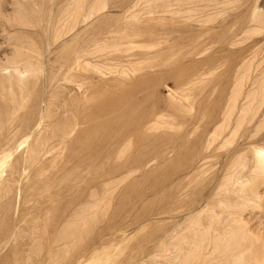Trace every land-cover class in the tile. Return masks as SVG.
<instances>
[{
  "label": "rangeland",
  "instance_id": "1",
  "mask_svg": "<svg viewBox=\"0 0 264 264\" xmlns=\"http://www.w3.org/2000/svg\"><path fill=\"white\" fill-rule=\"evenodd\" d=\"M7 1L0 264H264V0Z\"/></svg>",
  "mask_w": 264,
  "mask_h": 264
},
{
  "label": "bare ground",
  "instance_id": "2",
  "mask_svg": "<svg viewBox=\"0 0 264 264\" xmlns=\"http://www.w3.org/2000/svg\"><path fill=\"white\" fill-rule=\"evenodd\" d=\"M142 1V0H141ZM218 1V0H217ZM240 1H242V0H240ZM7 0H0V25L2 24V22H1V19H2V17H5V18H8L9 19V17H8V15H7V13H6V11H7V9L5 8V6L6 5H4L5 3L7 4ZM147 2V1H146ZM156 3L150 8V11H148V12H150V13H156V14H158V13H170V14H172V15H175L176 13H178V12H184V13H189L190 11H193V10H198L197 8L196 9H194V7H192V6H195V5H198V2H200V0H156L155 1ZM173 2H175V4H176V6L173 8V6L175 5H173L172 3ZM20 3V2H19ZM147 3H149V2H147ZM154 3V2H153ZM152 3V4H153ZM217 3V2H216ZM244 3V2H243ZM143 4H145V3H143ZM201 4V5H200ZM199 5L200 6H202V3H200ZM210 4V3H209ZM238 4V3H237ZM242 5V4H241ZM172 6V8H170L169 10H167L169 7H171ZM230 6V5H229ZM228 6V7H229ZM149 7V6H148ZM196 7V6H195ZM198 7V6H197ZM220 7V6H219ZM236 7V6H235ZM239 7H242V6H239ZM244 7V6H243ZM264 7V6H263ZM144 9H145V7H144ZM202 9V8H201ZM207 9V8H206ZM209 9V8H208ZM232 10L234 9V8H231ZM239 9V8H238ZM241 9V8H240ZM239 9V10H240ZM256 9V8H255ZM147 10V9H146ZM226 10V9H225ZM78 11V10H77ZM167 11V12H166ZM207 11V10H206ZM204 12V11H203ZM253 12V14H252V16H251V18H250V22H253V23H258L260 20H261V18H262V21H264V17H261L260 15H258L257 13H255V11L253 10L252 11ZM41 13H43V12H41ZM206 13V12H205ZM239 13V12H238ZM66 14H68V16H73V17H76L77 16V13L74 11V13H73V15L72 14H69V13H66ZM186 14H184V15H186ZM230 14V13H229ZM203 15V14H202ZM244 15V14H243ZM58 16V15H57ZM182 16V15H181ZM230 16V15H229ZM177 17H179V16H177ZM187 17V16H186ZM237 17H238V15H237ZM11 18V17H10ZM39 18V17H38ZM40 19H41V17H40ZM242 19V18H241ZM240 19V20H241ZM4 20V19H3ZM225 20V19H224ZM239 19H238V21H240ZM248 20V19H247ZM234 21V20H233ZM249 21V20H248ZM29 22V21H28ZM41 22H42V19H41ZM40 22V23H41ZM221 22V21H220ZM244 22V21H243ZM6 23V22H5ZM21 24H24V22H20ZM38 23V22H37ZM199 23H201V22H199ZM215 23V22H214ZM236 23V22H235ZM247 23V22H246ZM264 23V22H263ZM32 24V23H31ZM42 24V23H41ZM40 24V25H41ZM6 25V24H5ZM26 25H28V24H26ZM240 25V24H239ZM246 25V24H245ZM21 26V25H20ZM32 26V25H31ZM37 26H38V24H37ZM44 26V25H43ZM42 28V27H41ZM243 28V27H242ZM241 28V29H242ZM239 29V28H238ZM262 29V28H261ZM240 33H241V31H240ZM259 33V32H258ZM263 34V33H262ZM240 35V34H239ZM20 36V35H19ZM222 37H223V35H222ZM235 37V36H234ZM262 37H263V35H262ZM260 39V38H259ZM19 40H20V37H19ZM23 40V39H22ZM263 40V39H262ZM257 41V40H256ZM264 41V40H263ZM16 42H18V41H16ZM258 42H259V40H258ZM257 42V43H258ZM256 43V42H255ZM264 43V42H263ZM262 43V44H263ZM18 44V43H17ZM260 45V44H259ZM38 46V45H37ZM36 47V46H35ZM254 47V46H253ZM260 47H262V45L260 46ZM264 47V46H263ZM36 49H39L38 47L36 48ZM255 49V48H254ZM43 53V52H42ZM79 53V52H78ZM40 56H41V53H40V51H37V57H36V62H37V64H39V65H42V61H41V59H40ZM76 57V56H75ZM32 58V57H31ZM15 61V60H14ZM14 61H12V64H14V63H16V62H14ZM17 61V60H16ZM53 76V75H52ZM0 81L2 82V79H0ZM194 82V81H193ZM192 82V83H193ZM191 84V83H190ZM189 85V84H188ZM10 86H12L11 84H10ZM1 88V87H0ZM43 89V88H42ZM27 90V89H26ZM30 90V89H29ZM30 92L28 91V94H29ZM27 94V93H26ZM0 97H3V93L0 91ZM9 97L11 98V101L9 102V103H6V105H5V102L3 103L5 106H6V111H3L2 110V114H0V131L1 130H3L4 129V127H5V125H7L8 123H11V122H13L14 120H18V121H21V130L20 131H22L24 134H28V132H29V130H31V128L32 127H29V124H28V122H30V120H29V118H28V116H26V112L24 113V115L23 114H21V110L27 105V102H28V100L30 99V97L28 96V95H24V94H22V93H20V101L19 100H14V93L13 94H10L9 95ZM6 98V97H5ZM7 99V98H6ZM5 99V100H6ZM32 99V98H31ZM35 103H33L32 104V106H35V108H37V109H40V111H41V108H42V103L43 102H45L44 101V98L42 97V92H40V94L38 95V96H36L35 98ZM8 100H9V98H8ZM14 100V101H13ZM18 101V102H17ZM61 102V101H60ZM43 106H44V104H43ZM0 110H1V108H0ZM28 112H30V111H28ZM31 113V112H30ZM23 115V116H22ZM46 115H45V113L42 111L41 112V114L39 115V117H40V123L39 124H41V122H42V120L44 119V117H45ZM32 117V116H31ZM14 124V123H13ZM10 125V124H9ZM15 125V124H14ZM10 127V126H9ZM11 128V127H10ZM14 129V128H13ZM33 129V128H32ZM59 129V128H58ZM55 130V129H54ZM9 131V130H8ZM12 131V130H11ZM33 131V130H32ZM61 131V130H60ZM33 133V132H32ZM5 135V134H4ZM57 135V134H56ZM31 136V135H30ZM28 138V137H27ZM5 141V140H4ZM1 143V142H0ZM41 144V143H40ZM38 145V147H40L41 145ZM42 147V146H41ZM262 149V148H261ZM9 150V149H8ZM182 150H184V148L180 145V147L178 148V152H181ZM30 151V150H29ZM28 150L26 151V152H29ZM36 151V150H35ZM184 152V155L186 154V155H188L189 154V152H190V150L188 149V148H185V150L183 151ZM261 152H263L262 154L264 155V151L263 150H260L258 153H256L257 154V157H258V162H257V166H258V168L259 169H261V170H264V162H262L261 161V159H262V157L263 156H261ZM31 153H33V151L31 152ZM30 155V154H29ZM15 165V164H14ZM13 166V165H12ZM17 168V167H16ZM199 167H196L195 169H198ZM181 188V187H180ZM178 189H179V187L177 186L176 187V190L173 192V196L172 197H174V199L178 196V194H176L177 192H178ZM180 191V190H179ZM179 193V192H178ZM172 195V194H171ZM177 199V198H176ZM175 199V200H176ZM173 201V200H172ZM168 206V205H167ZM70 233V235L69 236H71V237H74V235L76 234L75 232H74V227H72L71 228V232H69ZM63 236H65V237H67L66 236V234H62ZM256 236V235H255ZM232 238L234 239V244H233V248L234 249H239V248H241L242 246H243V244H242V242L234 235V236H231V237H229L228 239L226 238V240L224 241L223 239L221 240V243H220V245L221 246H225V245H227V243L226 242H229V240H232ZM256 238H257V240H258V237L256 236ZM61 239V238H60ZM70 239V238H69ZM66 240V239H65ZM59 242H60V240H59ZM67 243V242H66ZM69 243V242H68ZM250 246H249V248L250 249H254V248H257L258 246L256 245V243L254 242V241H251L250 242V244H249ZM255 245V246H254ZM248 246V245H247ZM227 247H229V246H227ZM254 247V248H253ZM244 248V247H243ZM239 254H240V252H239ZM240 264H245L244 262H240Z\"/></svg>",
  "mask_w": 264,
  "mask_h": 264
}]
</instances>
